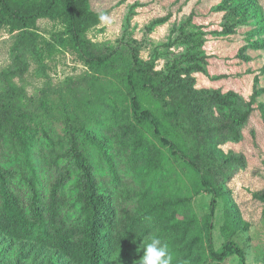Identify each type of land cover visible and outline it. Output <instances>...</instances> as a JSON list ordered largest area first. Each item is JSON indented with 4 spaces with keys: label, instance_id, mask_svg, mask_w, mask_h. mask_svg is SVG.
<instances>
[{
    "label": "trees",
    "instance_id": "16d2710c",
    "mask_svg": "<svg viewBox=\"0 0 264 264\" xmlns=\"http://www.w3.org/2000/svg\"><path fill=\"white\" fill-rule=\"evenodd\" d=\"M98 16L90 0H0V27L8 25L20 36L31 37L38 19L60 20L64 24L61 34L68 35L76 47L85 44L82 35L98 23ZM159 20L164 22L166 17ZM50 46V42L41 45L30 39L29 52L41 64L40 71ZM254 46L263 48L264 43L256 41ZM110 56L84 58L94 72L109 71L120 77ZM133 60L139 62L137 55ZM19 64L14 74L23 75L27 65ZM155 73L128 72L133 95L127 115L107 101L100 110L108 117L99 127L109 134L118 131L123 138L131 137L118 154L89 130L86 117L65 114L63 145L50 137L49 128L42 127L40 132L29 125L31 113L22 112L27 103L20 104L24 96L15 85L10 83L0 92V238L15 245L19 258H29L30 264H39V258L44 264H140V244L155 236L168 245L173 264H228L234 259L236 264H245V246L235 237L245 235L249 223L230 194L198 168L196 157L177 138L182 124H172L171 117L181 109L164 111L159 117L135 92L138 85L151 95L172 97L184 86L181 79H173L174 73L162 74L158 81ZM134 78L139 81L136 85ZM193 91L188 87L187 96ZM197 101L189 97L178 105L197 111ZM249 112L221 128L233 129L232 124H241ZM217 128L199 124L208 139ZM89 145L97 151V159L87 152ZM169 151L173 160H181L179 169ZM207 192L212 194L208 200L204 198ZM195 197H201L197 208ZM216 197L224 217L220 227L224 241L219 248L212 238ZM254 197L264 201V193H254Z\"/></svg>",
    "mask_w": 264,
    "mask_h": 264
},
{
    "label": "rangeland",
    "instance_id": "374dc122",
    "mask_svg": "<svg viewBox=\"0 0 264 264\" xmlns=\"http://www.w3.org/2000/svg\"><path fill=\"white\" fill-rule=\"evenodd\" d=\"M90 7L98 15L108 14L112 23L98 21L82 35L85 44L78 47L68 35L61 34L64 24L60 20L38 19L31 37L2 25L0 92L10 83L15 85L24 96L20 104L27 103L22 112L31 113L32 121L26 119L29 125L40 132L42 127L49 128L50 137L63 145L65 114L75 112V116L86 117L89 130L118 154L123 153L131 137L123 138L118 131L109 134L108 129L98 126L108 117L100 111L105 101L127 115L133 95L128 72H156L155 81L162 74L174 73L173 79H181L184 86L172 97L140 89L138 78H134L135 92L159 117L164 111L181 109L171 117L172 124H182L177 128V138L196 157L198 168L230 194L242 219L249 223L246 234L235 237L245 246V264H264V201L254 197V193H264V47L254 46L256 41L264 43V0H90ZM162 17H166L164 22L159 20ZM30 39L51 44L50 52L42 57L43 71L29 52ZM109 54L120 77L109 71L94 72L84 58ZM134 55L138 63H134ZM19 62L27 65L23 75L14 74ZM190 86L194 91L187 96ZM189 97L198 100L197 111L178 105H184ZM84 101L89 102L87 107L82 106ZM247 110L249 115L241 124L221 128ZM199 124L218 128L208 139ZM149 136L159 143L157 137ZM85 148L97 159L92 145ZM162 149L166 151L165 146ZM168 153L179 169L181 160H173L175 157ZM204 195L207 200L212 197L208 192ZM200 202L201 197L193 198L195 207ZM214 215L212 238L219 248L224 241L219 197ZM38 262L44 264L40 258ZM0 264L30 263L29 258H19L14 244L0 238ZM228 264H236V260Z\"/></svg>",
    "mask_w": 264,
    "mask_h": 264
},
{
    "label": "clouds",
    "instance_id": "9594fccd",
    "mask_svg": "<svg viewBox=\"0 0 264 264\" xmlns=\"http://www.w3.org/2000/svg\"><path fill=\"white\" fill-rule=\"evenodd\" d=\"M98 19L104 25L112 23L110 16L103 12L99 14ZM139 250H143L140 264H173V256L168 245L159 237H151L150 242L142 241Z\"/></svg>",
    "mask_w": 264,
    "mask_h": 264
}]
</instances>
